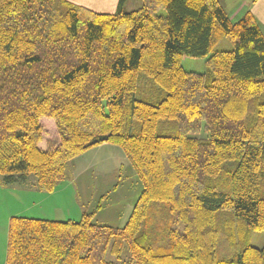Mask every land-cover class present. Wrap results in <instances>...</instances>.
<instances>
[{
	"label": "trees",
	"instance_id": "obj_1",
	"mask_svg": "<svg viewBox=\"0 0 264 264\" xmlns=\"http://www.w3.org/2000/svg\"><path fill=\"white\" fill-rule=\"evenodd\" d=\"M125 2L103 14L0 0L3 185L34 176L53 192L102 144L121 147L143 185L123 227L96 220L101 204L79 220L12 217L8 264H264L245 235L264 230L257 19L235 21L220 0ZM223 37L232 48L214 49ZM185 56L207 71L186 70Z\"/></svg>",
	"mask_w": 264,
	"mask_h": 264
},
{
	"label": "rangeland",
	"instance_id": "obj_2",
	"mask_svg": "<svg viewBox=\"0 0 264 264\" xmlns=\"http://www.w3.org/2000/svg\"><path fill=\"white\" fill-rule=\"evenodd\" d=\"M141 7V0H128L125 11L135 10ZM164 13V11H161ZM231 49L230 41L223 37L216 43L214 49ZM182 65L188 71L204 73L207 71L205 58L183 57ZM149 87V86H148ZM147 85L141 83L138 92L143 98ZM153 88H151L152 90ZM158 91V86L154 88ZM205 139L208 135L203 132L197 135ZM235 165V164H234ZM36 178L30 176L27 180L11 185V187L32 188ZM63 187L59 188L56 195L43 200L47 204L46 209L39 207L40 212L48 211L49 220H59L57 217L69 219H81L78 214L81 212L78 206L84 201L87 207L102 208L98 210L96 220L117 227H123L132 211L135 202L142 193L143 185L137 173L133 169L129 159L121 147L114 144H102L90 148L71 160L66 167V179L62 182ZM14 197L7 192L0 190V208L6 212L19 210L20 202L26 203L28 196L22 191H15ZM15 196L17 198H15ZM46 196L47 194H42ZM99 200L98 203L94 201ZM56 206L61 208L59 214L54 210ZM92 208V209H93ZM91 209V210H92ZM27 217V216H20ZM2 221V220H1ZM246 240L250 245L257 248L264 247V230L245 232Z\"/></svg>",
	"mask_w": 264,
	"mask_h": 264
},
{
	"label": "crops",
	"instance_id": "obj_3",
	"mask_svg": "<svg viewBox=\"0 0 264 264\" xmlns=\"http://www.w3.org/2000/svg\"><path fill=\"white\" fill-rule=\"evenodd\" d=\"M67 1L103 14L116 13L120 4V0H67ZM127 1L128 0H126L123 6L124 10ZM220 2L225 8V10L229 13L231 18L234 19L235 21L238 20L241 16H243L247 12L253 14L264 33V0H220ZM63 184L64 183L59 184L53 192L47 193L40 191L37 187L36 182L34 183L32 188L23 189L21 187L4 186L0 180V190L3 191L5 195L7 194V192H9L14 197L13 194L15 191H22L24 195L28 196L26 203H24L23 201L20 202L21 205H19V210H17L14 213L6 212L4 208H0V264H8L7 248H8L9 226H10L11 218L15 216H27L31 218H43V219L50 218L48 215V211L40 212L39 207L42 206L45 210L47 204H45L43 200L47 199V203H48V199L53 198L56 195L59 188L63 187ZM42 194H47V197L42 196ZM15 198L17 197L15 196ZM98 201L99 200L97 199L96 201H94V203L96 204L98 203ZM92 208L93 206L91 207V209ZM96 208L97 207H94L92 210H95ZM78 209L81 211L78 214V217L81 218L84 212L92 211L87 207V203H85L84 201L82 202L81 206H78ZM54 210L55 211L57 210L56 212L59 214L61 208H59V206H56ZM57 218H59V220L66 219L63 217H57Z\"/></svg>",
	"mask_w": 264,
	"mask_h": 264
}]
</instances>
